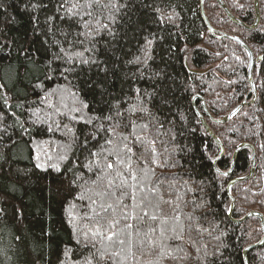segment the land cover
Segmentation results:
<instances>
[{
  "label": "trees",
  "instance_id": "1",
  "mask_svg": "<svg viewBox=\"0 0 264 264\" xmlns=\"http://www.w3.org/2000/svg\"><path fill=\"white\" fill-rule=\"evenodd\" d=\"M200 1L118 0L116 10L103 7L109 0H101V5L86 9L92 16L84 17L89 21L85 29L66 11L84 0H67L64 8L63 0H0V264H79L83 249L77 241L83 243L85 234L91 237L89 205L76 199L83 188L70 183L90 174L82 168L57 173L47 167L54 161H48L44 151L54 160L57 152H67L69 160L62 169L73 161L83 162L88 153L79 141L94 126L72 121L70 115H53L79 137L73 143L67 129L48 132V124L35 123L34 113L42 120L52 114L42 99L52 89L60 93L52 101L65 112L60 96L69 108L84 101L89 115L108 113L115 104L122 109L147 108L148 114L137 122H150V134L157 139L159 159L165 165L156 169L157 175L172 186L166 198L179 195L181 219L187 214L195 217L190 231L184 221L183 246L190 258L182 264H245V248L262 237L261 222L257 217L242 223L234 220L253 210L264 216V0H259L260 22L253 29L233 23L217 0L204 1L212 26L240 37L256 56L252 69L256 99L226 123L207 117L202 101L194 97L202 95L216 119L250 101L249 57L237 42L208 31ZM223 1L234 16L253 25L254 0ZM85 32L91 35H78ZM67 56L73 57L72 63ZM65 68L73 70L62 76ZM197 111L224 146L225 154L217 163L221 171H229L240 143L256 150L253 177L232 188V217L227 187L232 179L249 174L251 151L239 153L231 176L218 174L214 163L219 149ZM159 125L163 127L157 134ZM38 162L47 170L37 168ZM247 259L249 264H264V245L249 251ZM150 260L147 254L137 256L138 264Z\"/></svg>",
  "mask_w": 264,
  "mask_h": 264
},
{
  "label": "snow or ice",
  "instance_id": "2",
  "mask_svg": "<svg viewBox=\"0 0 264 264\" xmlns=\"http://www.w3.org/2000/svg\"><path fill=\"white\" fill-rule=\"evenodd\" d=\"M66 3L67 0H63L60 7L64 8ZM99 5L101 0H84L83 4L72 3L66 9L68 18H78L77 23L87 29L89 21L84 20V17H91L92 13L86 9ZM109 6L119 10L118 0H109V4L103 5ZM79 9L85 11L81 12ZM102 27L107 28V25ZM78 35L87 37L91 33ZM151 43L152 41H148L149 45ZM67 62L72 63L73 57L67 56ZM82 62L89 63L87 60ZM72 70L65 68L61 75ZM63 78L67 79L66 76ZM136 92L139 94L140 90L136 89ZM68 94L78 99L75 92ZM59 95L57 89L47 91L42 99L47 107L53 110L52 114L42 120L38 113H34L35 123L48 124V132L60 131L62 127L67 129L72 133L73 143L79 141V137L75 136L67 124L61 125L53 119V115H70L72 121L94 126V130L83 141H79L88 153L83 162L73 161L70 167L62 169L61 164L69 160L68 153L57 152L54 160L52 154L44 151L47 160L54 161L47 167L57 173L82 168L90 174L88 178L81 174L77 179L70 181L77 189L83 188V191L78 192L76 199L88 203L92 213L89 219L94 222L93 228L89 229L91 237L85 234L83 243L77 241L83 249L77 257L79 264H126L128 261L138 264V254L141 257L149 255V264H182L189 259L190 253L183 246L184 221L189 222L187 227L190 231L195 217L187 214L182 220L178 203L181 197L177 195L175 199L166 198V194L171 195L169 189L172 186L165 184V177L157 175L156 169L165 166L159 159L157 139L150 134V122H137L142 120L143 115L148 114V109L137 105L122 109L119 104H115L108 113L89 115L85 111L89 105L84 101L80 100L78 107L69 108L63 103V96H60L59 103L67 109L65 112L51 99ZM162 127L163 125H159L156 128L157 134ZM92 141L95 143L89 147ZM36 159L40 161L39 154ZM36 167L47 170L39 162ZM223 175L226 176L227 173ZM77 180L80 183H77ZM71 207L74 208L75 205ZM69 212L71 214V208ZM192 243L195 246V242ZM196 251L199 252L200 249L197 248Z\"/></svg>",
  "mask_w": 264,
  "mask_h": 264
},
{
  "label": "water",
  "instance_id": "3",
  "mask_svg": "<svg viewBox=\"0 0 264 264\" xmlns=\"http://www.w3.org/2000/svg\"><path fill=\"white\" fill-rule=\"evenodd\" d=\"M204 1L205 0H201L200 1V10H201V15H202V18L205 22V25L208 29V31L218 37V38H222V37H225V38H228L232 41H235L237 42L238 44H240L244 49L245 51L247 52L248 56H249V59H250V66H249V72H248V82H249V85H250V92L253 94V97L250 101H244L242 103H240L239 105H237L236 107H234L228 114L222 116L221 118L219 119H216L214 116H212L210 114V112L208 111V109L206 108V105H205V101L204 99L197 95L194 97V99L196 98H200L201 101H202V106H203V110L205 112V114L210 117V119H212L213 121L217 122V123H226L230 120H232L235 115L246 105H249V104H252L254 103L255 99H256V96H257V93H256V89H255V84H254V80H253V76H252V69H253V66H254V63H255V55L253 53V51L250 49V47L238 36L236 35H230V34H227L225 32H221V31H218L216 30L212 24L210 23L206 13H205V8H204ZM218 4L220 5V7L223 9V11L225 12V14L227 15V17L235 24H238V25H241L242 27L244 28H247V29H253V28H256L258 25H259V22H260V8H259V0H254V7H255V13H256V18H255V21L253 23V25L251 26H247L243 21H241L239 18H237L236 16H234L231 11L229 10V8L226 6V4L224 3L223 0H217ZM191 72H194V73H198V74H204L205 72H207V70H191ZM197 114L203 124V126L205 127L206 131L209 133V135L212 137V139L216 142L217 146H218V149H219V156L218 158L216 159L215 163H214V168H215V171L224 176V177H229L233 174V171H234V168H235V164H236V161H237V157L239 155V153L244 150V149H249L251 151V170L249 172V174L243 176V177H238V178H234L232 179L229 184H228V187H227V191H228V195L230 197V200H231V206H230V211H229V215L232 217V213H233V210H234V207H235V199L234 197L232 196V188L233 186L238 183V182H244V181H247L249 179H251L255 173V170H256V150H255V147L249 143H246V142H243V143H240L236 149L234 150V153H233V157H232V164H231V168L229 169V171H226L227 175H223V171H221L218 167V161L223 158L224 154H225V150H224V146L221 142V140L219 139V137L213 132V130L211 129V127L209 126L207 120L205 119V116L200 113L199 111H197ZM253 217H257L260 219V222H261V228H262V237L261 239L256 242V243H253V244H250L248 245L243 254H244V261H245V264H249L248 262V259H247V255L249 253V251H251L252 249H255V248H259L261 246L264 245V216L262 213H260L259 211H256V210H253V211H250L249 213H247L244 217H242L241 219H238V220H234L236 223H242L244 221H246L247 219L249 218H253Z\"/></svg>",
  "mask_w": 264,
  "mask_h": 264
},
{
  "label": "bare ground",
  "instance_id": "4",
  "mask_svg": "<svg viewBox=\"0 0 264 264\" xmlns=\"http://www.w3.org/2000/svg\"><path fill=\"white\" fill-rule=\"evenodd\" d=\"M243 21V20H242ZM255 21V20H254ZM222 32V31H221ZM249 57V56H248ZM256 58V56H255ZM256 60V59H255ZM249 66H250V59H249ZM202 96V95H201ZM201 100V99H200ZM207 116V115H206ZM208 117V116H207ZM206 130V129H205ZM262 247V246H261Z\"/></svg>",
  "mask_w": 264,
  "mask_h": 264
},
{
  "label": "rangeland",
  "instance_id": "5",
  "mask_svg": "<svg viewBox=\"0 0 264 264\" xmlns=\"http://www.w3.org/2000/svg\"><path fill=\"white\" fill-rule=\"evenodd\" d=\"M212 68H214V66H212Z\"/></svg>",
  "mask_w": 264,
  "mask_h": 264
}]
</instances>
